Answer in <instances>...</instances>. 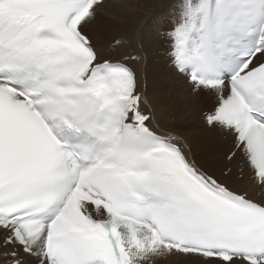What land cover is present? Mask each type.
<instances>
[{
	"label": "snow or ice",
	"instance_id": "snow-or-ice-1",
	"mask_svg": "<svg viewBox=\"0 0 264 264\" xmlns=\"http://www.w3.org/2000/svg\"><path fill=\"white\" fill-rule=\"evenodd\" d=\"M105 6L0 0L6 264H264V0H152L168 63L212 99L200 119L230 136L260 199L197 165L140 53L93 42Z\"/></svg>",
	"mask_w": 264,
	"mask_h": 264
},
{
	"label": "bare ground",
	"instance_id": "bare-ground-1",
	"mask_svg": "<svg viewBox=\"0 0 264 264\" xmlns=\"http://www.w3.org/2000/svg\"><path fill=\"white\" fill-rule=\"evenodd\" d=\"M154 15L152 0H106L105 8L99 10L96 19L87 24L91 26L89 35L97 46L105 48L112 45L115 40H120V46L115 49L117 55L140 53L143 60L133 66L146 76L147 91L164 110L165 118L171 120V126L176 129L183 127V132L180 133L187 139L191 147L192 158L197 165L203 169L207 166L206 170L209 168L207 172L226 181L230 187L238 190L247 189L250 193H255V199H260L261 190L254 183L252 173L242 162L241 157L237 155L232 160L228 159V149L231 146L230 136L210 130L204 124L197 126L198 124L193 123L192 116L194 119L195 113H198V110L204 105H208L209 108L212 99L207 96H193L186 78L185 86L189 89L178 86V82L174 79L180 75L168 63L167 44L153 28ZM107 37L110 38L107 39ZM173 106H177L178 118L168 117ZM195 121L198 122V120ZM208 135L216 141L217 148L212 158L210 155L209 158L204 157L200 160L195 151L199 148L202 136ZM226 139L229 140L227 145ZM223 157L224 166L215 168L214 165L218 167L219 164H222L220 158ZM227 168H231V175L225 177L223 171ZM4 251L7 250L0 249L1 256ZM157 264H195V261L191 257L171 256L158 258Z\"/></svg>",
	"mask_w": 264,
	"mask_h": 264
},
{
	"label": "rangeland",
	"instance_id": "rangeland-1",
	"mask_svg": "<svg viewBox=\"0 0 264 264\" xmlns=\"http://www.w3.org/2000/svg\"><path fill=\"white\" fill-rule=\"evenodd\" d=\"M90 27L91 26L86 25L85 29H84L88 34H89V28ZM109 38L110 37H107V39H109ZM185 78H186L185 76H181L180 75V76L175 77L174 80L178 82L177 83L178 86H180L182 88L183 87L185 88L186 87L185 86ZM186 88L189 89L188 87H186ZM206 107L208 108V105H204L203 107H201V109L198 110L199 112L197 111L198 113H195L194 119H193V116H192L193 123L195 122L196 124H198L197 126H199V125L202 126L203 125V122L200 119V116L198 118V115H200V113H201L200 111L201 110L203 111L204 109H206ZM177 110H178L177 106H173V108H171L170 111H169L170 114L168 115V117H170V118H172V117L178 118L179 117V112ZM195 120H198V122L195 121ZM197 126H195V127L198 128ZM176 130L179 131V132H183V127H180V128L178 127V129H176ZM194 131L195 130L193 129V132ZM198 131H200V130H198ZM203 134H205V133H203ZM227 142H229V140L226 139L225 140L226 145L228 144ZM210 148H212V149H210ZM216 148H217V143H216V141H214L212 139L211 136H209V135L208 136H202V141H200L199 148L195 151V153H196V155L198 156V158L200 160H202L204 157L209 158L210 155H211V158H212L214 156V152H215ZM223 159H224V157L220 158V161H222V164L221 165L219 164L220 166L218 165V167H217V165L216 166L214 165V167L215 168H222L224 166L223 165ZM206 168H207V166L204 167V170L205 171H209V168L207 170H206ZM225 172H226V170L223 171V173H225ZM0 264H6V261H5L4 257L1 256V255H0Z\"/></svg>",
	"mask_w": 264,
	"mask_h": 264
}]
</instances>
